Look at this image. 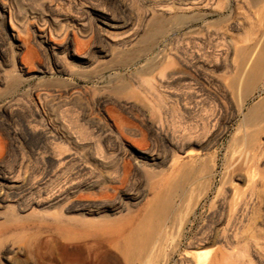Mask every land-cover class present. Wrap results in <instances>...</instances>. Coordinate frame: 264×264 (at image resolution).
<instances>
[{
    "label": "rangeland",
    "instance_id": "1",
    "mask_svg": "<svg viewBox=\"0 0 264 264\" xmlns=\"http://www.w3.org/2000/svg\"><path fill=\"white\" fill-rule=\"evenodd\" d=\"M191 15L194 23L184 20ZM155 29H163L157 40L143 42ZM255 49L264 55V0H0V264H128L105 231L86 223L110 215L137 224L184 137L194 152L178 150L181 161L200 156L206 166L188 193L200 203L175 234L186 204L177 197L161 255L133 264H197L200 253L208 264L221 253L232 264H264V130L249 163L231 166L245 155L233 150L245 115L264 99V87L244 104L238 97L241 60ZM114 160L130 173L104 196ZM19 170L36 183L49 172L51 188L35 183L12 198L3 177Z\"/></svg>",
    "mask_w": 264,
    "mask_h": 264
},
{
    "label": "bare ground",
    "instance_id": "2",
    "mask_svg": "<svg viewBox=\"0 0 264 264\" xmlns=\"http://www.w3.org/2000/svg\"><path fill=\"white\" fill-rule=\"evenodd\" d=\"M184 20H190L191 23H194L196 21V16L194 17V15L193 16L191 15L190 17L188 16V18ZM106 21L107 22L105 24L109 28L111 29L120 28V25L115 20L106 19ZM126 26L127 25L125 24V27ZM162 30L155 29L151 35L144 37L143 42L145 43H151L153 41L155 42V40H157V37L161 35L160 33L162 32ZM126 43L127 42L125 41V45ZM80 47H82V45L77 42L76 47H75L76 54L81 51ZM256 49L254 50V52L251 54L250 57L247 58V56L246 57L244 56L241 60L242 67L239 73V77H237L239 78V80L237 81L239 82L238 97L242 104H244V102H246L247 99L251 97L255 91L264 87V55H260L256 57L255 56ZM170 61L171 62H168L170 64V65L169 64L167 65L168 67L171 65L173 66L175 63L174 61H172V59ZM263 124H264V99L259 101L253 107H251L248 110L247 115H245V120L243 121L242 138L234 142L233 150L239 152V149L242 148L243 150H246V151H244L245 155L240 156L235 161L233 160L232 162L233 165L231 166L234 169L237 167H241L240 165L246 166L249 163L250 159H249V155H247L248 152L256 150L257 148L259 149L262 148V146L258 144V135L260 134V132H263L262 130H264ZM251 127H255V130L250 131L249 129ZM185 139L186 138L184 137L181 140L184 141ZM181 140H177L176 144L174 143L175 145L172 144L173 146L170 149L171 154H172L171 155V172L167 177L166 176L163 177V180L160 183L161 184L160 191L157 192L153 200L149 202V204L147 205L145 209L144 216L139 220L137 224L133 225V222H132L133 217H125V219L119 220V219H112L113 217L110 219V215L99 216L101 218L99 225L96 224L97 222L92 223L89 220L88 222L90 223L88 222L86 223L87 227L89 228H98L99 230L105 231L104 233L109 236V239H112V243H115V247H117V249L123 254L128 264H133L136 261H141L145 257H147V255H149L150 258H154V257L161 255L163 251L161 249V245L164 243L165 238H166V237L162 238L161 233H162L163 228L166 226V223L171 219V214L172 213L176 214L177 205H176L175 199L177 197H179L181 201L185 202L186 204L184 206L185 208L183 207L184 209L180 213H178V216L174 220L173 225L175 229L173 231H175V234H180V232L183 231L186 223L189 221V217L194 213L195 209L200 203L201 195H193V192L190 194L188 193H189V190H191V188L195 186L196 183L202 180V174L206 166L205 164L202 163L203 161L201 160L202 158L200 159V156L199 158H192L188 162L181 161L182 157L179 154L181 152L180 150H182V152L184 153L186 152L187 155H192V153L194 152V150L191 148L186 151L184 148L185 147L184 144L180 142ZM191 142L192 141H190V144ZM210 143L211 142L209 141L205 145L209 146ZM178 150H179V153H177ZM241 152L244 153L243 151ZM51 153L54 159H55V156L57 158L59 155V153L57 154V151L55 149H51ZM144 158L148 161L156 162V165H161L163 162H165V159H166V158L155 157L154 155H150V154H147L146 156H144ZM110 168L114 172V175L113 173H111L113 177H111L112 176L111 175L110 178L107 179L105 178L107 176L105 177L103 176L104 178L101 181L102 185L107 186L101 192V195L103 194L104 196L106 195L109 196L110 187H108L109 185L107 184L118 182L122 186L125 184L128 178V175L130 173L128 165L125 164V161L121 163L118 160H114ZM29 173L31 172L29 171L22 172V170H19L14 175L12 174L8 176L7 175L4 176L3 177L4 182L1 185L2 190H4V193L10 194L12 198H18L20 195H22V193L29 194L30 192H32L35 188L34 184L36 182H34L35 180L32 181V179H34L33 173L31 174ZM49 174H50L49 172L48 173L44 172V175H42V177L37 180L38 183H36L37 184L36 188L38 191L46 190V189L48 190V187L51 186V180L49 183L45 181L49 177ZM22 177L23 179L20 181L19 179H21ZM230 183L232 185L231 180H230ZM111 190L113 192H116L117 188H112ZM68 195L69 194L61 195L59 198H55L52 204L53 205L52 208L55 209V208H58V206L61 207L60 205L62 201L67 199ZM140 198H141L140 196H137V197H134L133 200L136 201V200H139ZM122 207L123 206L113 207V206L107 205V206L102 207V209H104L105 211H113V212L119 211L120 209L119 212H121ZM76 221L78 222V219H76ZM84 222H86V220ZM179 236L180 235H178V237ZM100 237H102V235H100ZM172 237L174 238V236ZM96 238L97 237H95V241L97 240V242H99L98 238L97 239ZM99 240H101V238ZM105 241L107 242V240ZM102 243H100V245ZM96 244H99V243H96ZM171 245L173 246V244ZM175 247H172L173 249L172 251H174V249L177 248ZM156 248H157V252L155 255L153 253ZM163 256L167 257V260H166V263H167L169 255L166 252H164ZM187 257L189 258L188 255ZM220 259H221L220 262L218 261V259H216L217 261L215 260L214 262L210 264H232L230 263L228 255H225L224 253H221ZM186 262L189 263L191 261L185 260V263ZM197 264H208L203 260V255L201 253L198 254L197 256Z\"/></svg>",
    "mask_w": 264,
    "mask_h": 264
}]
</instances>
